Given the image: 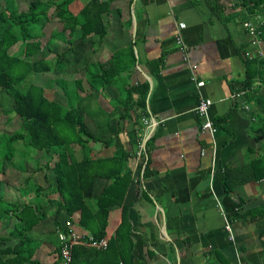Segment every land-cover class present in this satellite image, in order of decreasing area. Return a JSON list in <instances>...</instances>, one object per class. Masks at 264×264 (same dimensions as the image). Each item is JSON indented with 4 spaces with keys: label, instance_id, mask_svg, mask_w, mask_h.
<instances>
[{
    "label": "crops",
    "instance_id": "crops-1",
    "mask_svg": "<svg viewBox=\"0 0 264 264\" xmlns=\"http://www.w3.org/2000/svg\"><path fill=\"white\" fill-rule=\"evenodd\" d=\"M25 1L15 0L18 5ZM242 2L111 0L104 16L106 36L82 38L78 32L71 49L70 79L54 78L43 86L50 100H56L57 93L61 101H56L68 106L58 81H69V107L80 110L94 135L87 147L91 156L112 158L117 146L107 147L99 139L105 141L117 132L129 155L130 177L124 189L117 188L121 201L109 207L105 237L109 243L115 240L125 213L131 225L125 245L133 247L126 264H264V218L254 212L264 206V180L228 194L217 178L220 169L248 165L264 146V127L257 120L261 107L237 97L243 91L244 51L249 46L243 23L252 17ZM0 4L1 12L6 4L4 0ZM180 24L186 25L181 34L188 60L176 45ZM131 49L136 64L121 72L117 84L99 90L91 86L95 70L89 68L111 66L116 53L127 58ZM140 85H148L144 99L129 92ZM202 100L212 102L209 116L214 123L220 121L214 136L201 130L196 111ZM24 143L14 142V155L2 162L0 177L5 179L0 178V186H5L0 199L19 207L29 202L41 205L46 218L26 238L36 264H57L58 232L66 222H72L77 233L89 234L78 224L81 212L69 216L53 205L57 200L50 193L57 186L53 160L58 157L32 147L23 156L19 146ZM73 148L72 156L82 161L87 150ZM17 157L22 160L15 163ZM110 188L114 189L111 179L97 178L94 198ZM11 219L18 221L15 215ZM3 231L10 238V230ZM114 252L98 259L93 255L82 264H111Z\"/></svg>",
    "mask_w": 264,
    "mask_h": 264
},
{
    "label": "trees",
    "instance_id": "trees-1",
    "mask_svg": "<svg viewBox=\"0 0 264 264\" xmlns=\"http://www.w3.org/2000/svg\"><path fill=\"white\" fill-rule=\"evenodd\" d=\"M4 1L6 5L0 12V92L13 99L14 105L5 116L16 115L15 120H18L20 128L14 134H10L7 141H2L4 146L0 147V155L10 157V151H4L3 147L7 143L13 147L14 142L22 140L28 147L58 157L55 163L57 186L50 191L51 194L57 195L53 205H56L59 211H66L69 216L81 212L79 226L95 241H101L106 237L109 207L119 203L122 198H119L117 188L122 186L124 189L127 185L125 180L130 177L127 171L129 155L122 148L117 132L115 136L110 135L115 137L114 140L110 136L105 141L99 139L107 147L111 143L117 146L118 151L112 158L91 156L87 147L90 142H94V135L88 131L80 110L74 106L69 107L71 100L69 81H58L64 89L68 106L50 100L46 96L45 88L34 83L35 75L54 73L56 67L63 73L66 53H57L51 59L32 58L38 56L44 48L51 49L52 44L58 41L68 46L67 51H71L78 32L82 38L91 36L104 38L107 34L104 16L110 12L111 0H88L85 3L81 0H26L21 2L26 3L24 7L20 6L21 3L18 5L15 0ZM242 1L249 17L254 15L264 17V0ZM51 24L61 26L56 31L52 30L47 40L45 32ZM262 30L264 40V26ZM16 47L18 51H14ZM123 55L116 53L111 66L97 64L89 68L90 71L95 70L93 71L95 82L92 81L91 86L99 90L104 86L113 85L123 70L135 66L136 58L132 49L128 52L127 58ZM245 66L243 79L245 99L247 103L261 107L262 113L258 115L257 120L264 127V57L255 59L245 57ZM147 88L148 85H140L131 88L129 92L132 95L139 94L144 99ZM7 121L11 123L13 120ZM219 123L220 121L215 125ZM74 145L87 150L82 161L68 159L67 150ZM147 174L148 166L145 171V175ZM99 177L111 179L114 189H107L103 196L96 199L93 196V185ZM217 178L228 194L240 186L264 180V146L260 156L248 165L239 169H220ZM2 204L6 207L0 209V219L8 220V222L5 220L3 226L10 230V238L0 237V264H36L33 260L32 244L26 235L46 218L40 213L41 205L29 202L19 207L6 204L0 199V206ZM254 212L264 218V206L255 208ZM12 215H15L18 221L13 222ZM130 231L131 225L124 213L115 240H111L105 250L84 245L76 246L73 264L88 263L93 255H97V259L103 253L109 256L110 250L115 251L111 264H119L120 261L126 264L127 254L133 248L131 245L129 247L125 245L130 237Z\"/></svg>",
    "mask_w": 264,
    "mask_h": 264
},
{
    "label": "built area",
    "instance_id": "built-area-1",
    "mask_svg": "<svg viewBox=\"0 0 264 264\" xmlns=\"http://www.w3.org/2000/svg\"><path fill=\"white\" fill-rule=\"evenodd\" d=\"M264 26V17L252 16L250 20H247L243 23V27L247 31L249 37V46L245 52V57L248 59L263 58L264 49L263 44V28ZM185 24H180L179 32L176 36V45L185 53V60H188L189 53L188 47L184 44L181 30L185 29ZM198 85H203L200 83ZM245 91L237 94V97L243 100L245 103ZM212 105L210 100H202L197 107V115L202 120L201 130L202 132H208L214 136L217 132V126L209 116V108ZM144 148L141 147L138 151V156L141 158ZM227 231L232 235L231 225L228 223L226 225ZM58 240L60 244L59 256L57 264H73L74 259V249L78 245L90 246L97 249H106L109 245L107 239H102L101 241H95L93 237L88 235H81L77 233L72 225V222H66V226L58 232ZM119 264H125L123 261H120Z\"/></svg>",
    "mask_w": 264,
    "mask_h": 264
},
{
    "label": "rangeland",
    "instance_id": "rangeland-1",
    "mask_svg": "<svg viewBox=\"0 0 264 264\" xmlns=\"http://www.w3.org/2000/svg\"><path fill=\"white\" fill-rule=\"evenodd\" d=\"M2 2H3V0H2ZM25 5H26V3H25ZM0 9H1V4H0ZM57 28H59V27H56L55 28V25L54 24H51L50 26H48V28L46 29V32H45L47 34L46 35L47 40L49 39V35L51 34L52 30L53 31H56ZM47 40H45V41H47ZM67 49H68V46L67 45H64V44L63 45H60V44H58V42H55L54 44H52V48L51 49L48 50V48H45L43 51H41V53L38 56L32 58V59H38V58H41V59H43V58L44 59H51L57 53H60V54L66 53L65 54V57H64L65 58V61L63 62L64 66H65V70L63 71V73L61 74L58 71V70H60L59 67H56V71L54 73H49V74H44V75L37 74V75H35V78H34V83L37 86H44V85L47 84V82L50 83L51 82V79H54V78H59V77H63L64 78L65 77L66 79H70V73H71L70 63H71V55H72V53H71V51H67ZM14 51H18L17 47L14 49ZM57 89L59 90V88H57ZM55 97H56V100H58V101L60 100L61 101V98L58 97V94L57 93H55ZM13 105H14V101H13V99L9 95H6V93H1L0 94V141L2 143V145H0V147L4 146V144H3L2 141H7L8 138H9V136H10V134H14L15 131H18L19 128H20V125L17 123L18 120H15L16 119V115H14V116L13 115H10V116L7 115V116H5V114H9V111L12 109ZM10 119L13 120V121H11V123L7 121V120H10ZM24 144H22V145L19 146L20 153L23 156L27 155L31 151V147H28L26 144L25 145ZM74 146H76V145H74ZM3 148H4V151H7V150L10 151L11 155L15 151V150L13 151L14 146L11 147V144L10 143H7L6 146L3 147ZM73 149L74 148L72 146L69 150H67V153L66 154L68 156L71 154V157L68 158V159H71V161H76L75 158L72 156ZM62 154H64V153H62ZM11 155H10V157H11ZM7 157H8L7 155L6 156L0 155V168L2 166L3 160L5 158H7ZM12 158H13V156H12ZM20 160H22V159H20V158L17 157V159L15 160V163L19 162ZM53 161L56 163V159H54ZM0 178L2 179L3 177H0ZM4 179H5V177H4ZM4 179H2V180H4ZM4 186H5V184L3 183V184H1L0 188H2ZM16 195H17L16 196L17 199L22 200V198L20 197L19 194H16ZM1 197H2V195L0 194V198ZM3 198H4V200H6V196L5 195H4ZM4 203H6V202L4 201ZM4 207H6V206H4L2 204L0 206V209L3 210ZM5 220L6 219L3 220V224L4 225H5V223H4ZM3 224L0 223V237L6 235V232L3 231L4 230Z\"/></svg>",
    "mask_w": 264,
    "mask_h": 264
}]
</instances>
